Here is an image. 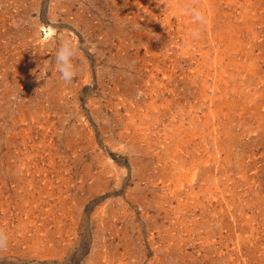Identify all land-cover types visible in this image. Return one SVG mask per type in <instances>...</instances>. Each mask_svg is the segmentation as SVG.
Returning <instances> with one entry per match:
<instances>
[{"label":"rangeland","instance_id":"1","mask_svg":"<svg viewBox=\"0 0 264 264\" xmlns=\"http://www.w3.org/2000/svg\"><path fill=\"white\" fill-rule=\"evenodd\" d=\"M0 264H264V0H0Z\"/></svg>","mask_w":264,"mask_h":264},{"label":"clouds","instance_id":"2","mask_svg":"<svg viewBox=\"0 0 264 264\" xmlns=\"http://www.w3.org/2000/svg\"><path fill=\"white\" fill-rule=\"evenodd\" d=\"M4 243V237L2 234H0V244Z\"/></svg>","mask_w":264,"mask_h":264}]
</instances>
